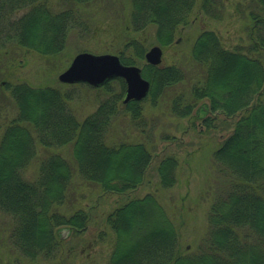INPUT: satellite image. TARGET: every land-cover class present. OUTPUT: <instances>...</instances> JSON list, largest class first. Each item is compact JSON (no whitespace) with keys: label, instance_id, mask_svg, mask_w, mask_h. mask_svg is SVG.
<instances>
[{"label":"trees","instance_id":"obj_1","mask_svg":"<svg viewBox=\"0 0 264 264\" xmlns=\"http://www.w3.org/2000/svg\"><path fill=\"white\" fill-rule=\"evenodd\" d=\"M69 1L76 6L95 0ZM131 3L134 31L154 25L162 47L174 43L178 28L189 23L197 7V0ZM218 3L201 0L199 7L220 19ZM255 3L259 12H251L247 45L227 49L213 30L197 35L191 52L204 75L189 93L175 95L170 105L177 118H190L196 112L207 128L213 127L216 114L237 117L232 133L213 153L218 172L226 180L210 207L205 238L195 250L184 249L180 230L157 196L147 193L129 198L106 216V225L115 235L107 264H264V0ZM77 13L74 7L54 10L48 0H0V46L14 43L45 56L59 54L70 31L82 22ZM144 53L139 51L136 57L140 60ZM120 56L127 65L137 61L123 53ZM142 70L151 84L146 98L124 103L126 84L121 78L112 79L98 89L104 94L83 121L73 112L70 93L22 82L10 86L18 114L0 135V210L13 222L9 240L22 257L16 260L18 264L59 257L61 228L78 234L91 221L90 211L65 214L59 210L67 201L74 174L72 163L61 154L44 157L35 178H26L39 146H71L79 175L104 193L126 195L145 183L155 160L153 144L112 142V122L124 109L147 134L144 103L156 106L185 75L176 65L146 63ZM178 167L174 155L158 161L163 188L176 184Z\"/></svg>","mask_w":264,"mask_h":264},{"label":"rangeland","instance_id":"obj_2","mask_svg":"<svg viewBox=\"0 0 264 264\" xmlns=\"http://www.w3.org/2000/svg\"><path fill=\"white\" fill-rule=\"evenodd\" d=\"M200 2L197 0L189 23L178 28L174 43L168 47L158 44L154 25L134 31L130 18L131 0H95L76 6L68 0H48L54 10L74 7L82 19L68 34L63 51L45 56L14 43L0 46V135L18 114V107L10 93V86L14 83H27L33 87L51 86L70 93L73 112L80 121L96 110L104 94V91L98 90L102 86L68 84L59 80V75L82 52L117 56L123 53L137 60L131 65L142 69L147 63L146 52L153 46H160L163 49L160 65H176L185 75L181 83L166 90L156 106L149 101L144 103L143 123L147 134L134 125L130 114L124 109L112 122L109 135L112 142L150 141L156 150L145 183L126 195L104 193L98 185L84 180L77 171L71 146L57 149L39 146L37 159L25 171L26 178H35L38 164L44 157L52 153L61 154L72 163L74 174L67 201L59 210L65 214L78 209L90 211L91 221L78 234L61 228L63 249L59 257L39 259L34 264H107L115 235L106 225V216L129 198L142 197L147 193L157 196L171 221L180 230L184 249L195 250L205 238L210 207L226 180V176L218 172L213 153L232 133L237 117L226 118L216 114L213 127L207 128L202 118L196 117V112L190 118H177L170 112V105L175 95L189 93L192 85L204 75V68L193 60L191 52L197 35L205 30H213L227 49L247 45L251 12L259 10L255 3L257 0H219L220 19H214L200 9ZM133 43H138V47L134 49ZM139 51L145 52L140 60L136 57ZM167 155L176 156L179 167L176 184L163 188L157 164ZM12 225L10 216L0 210V264H18L16 260L21 257L9 240Z\"/></svg>","mask_w":264,"mask_h":264},{"label":"water","instance_id":"obj_3","mask_svg":"<svg viewBox=\"0 0 264 264\" xmlns=\"http://www.w3.org/2000/svg\"><path fill=\"white\" fill-rule=\"evenodd\" d=\"M162 57L163 49L160 46H153L145 54L147 63L154 66L161 64ZM114 78H123L126 82L124 103L141 101L149 93L150 82L143 77L141 68L125 65L119 56L113 54L79 53L59 75L62 83H84L93 87L103 86Z\"/></svg>","mask_w":264,"mask_h":264}]
</instances>
